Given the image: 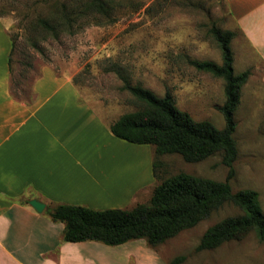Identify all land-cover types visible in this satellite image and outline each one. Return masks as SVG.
Wrapping results in <instances>:
<instances>
[{
    "label": "rangeland",
    "instance_id": "obj_1",
    "mask_svg": "<svg viewBox=\"0 0 264 264\" xmlns=\"http://www.w3.org/2000/svg\"><path fill=\"white\" fill-rule=\"evenodd\" d=\"M86 1L0 0V20L15 44L10 81L14 97L33 100L34 84L48 67L57 76L71 80L79 91V103L91 106L109 129L122 115L143 108L124 88L126 78L159 97L170 90L179 109L190 112L198 121L208 120L219 129L225 127L224 116L217 109L226 100L224 81L190 64L191 60L222 64V52L210 28L233 26L224 0H115L110 17L80 12L76 24L62 18L63 4L71 12ZM47 18L56 19L52 23L60 27L58 36L39 24L40 19ZM238 56L236 51V74L249 70L251 60L258 62L249 47ZM261 67L259 62L251 67L255 77L250 85L261 82ZM235 114L238 127L234 136L240 155L231 185L234 192L257 191L264 213V92L252 96L244 90ZM157 160L162 163L158 169L161 180L180 172L216 181H226L228 176L220 154L198 163H188L177 154ZM246 160V165L241 164ZM161 180L155 179L137 192L124 209L148 203ZM101 208L97 209H110ZM243 214L239 207L226 204L156 249L166 264L178 256H186L181 264H264V243L254 231L214 250H196L208 228Z\"/></svg>",
    "mask_w": 264,
    "mask_h": 264
},
{
    "label": "crops",
    "instance_id": "obj_2",
    "mask_svg": "<svg viewBox=\"0 0 264 264\" xmlns=\"http://www.w3.org/2000/svg\"><path fill=\"white\" fill-rule=\"evenodd\" d=\"M224 2L233 22L226 29L237 34L234 65L236 51L242 56L249 47L262 66L261 82L253 86L251 67L258 62H249L252 74L241 89V104L244 90L252 96L264 92V0ZM11 50L0 20V264H166L145 239L118 246L63 240L65 224L51 220L46 208L124 209L155 182L153 150L113 136L91 106L79 103L71 80L48 67L34 84L35 98L16 99ZM32 200L45 203L44 211L37 212ZM103 201L108 204L101 206Z\"/></svg>",
    "mask_w": 264,
    "mask_h": 264
},
{
    "label": "trees",
    "instance_id": "obj_3",
    "mask_svg": "<svg viewBox=\"0 0 264 264\" xmlns=\"http://www.w3.org/2000/svg\"><path fill=\"white\" fill-rule=\"evenodd\" d=\"M115 6V0H87L76 9L78 13L75 10L69 12L66 4H63L60 12L63 19L67 22L73 20L76 24L80 12L110 17ZM53 21L56 22V19L53 18ZM53 21L40 19L39 24L58 36L60 27L54 25ZM210 34L222 52V64L202 60H191L190 64L199 72L224 81L226 100L217 108L225 119L223 129L208 120L198 121L190 112L179 109L170 90L164 97H159L153 91L132 85L123 78L124 88L143 104V108L122 115L110 124L109 130L116 138L131 144L153 147V173L157 180H161L158 169L162 163L157 160L160 156L177 154L188 163H198L220 154L222 163L228 168L226 181L180 172L162 178L150 201L132 208L98 210L72 204L47 207L45 213L51 220L65 224V242L97 241L118 246L145 239L150 247L156 249L180 232L197 226L224 205L233 204L244 214L226 218L208 228L196 250L217 249L224 243L243 239L250 231H254L259 241L264 243V213L259 193L255 190L234 192L231 185L236 175L235 162L239 153L234 136L238 126L235 113L241 102V89L252 72L235 73L232 42L236 32L213 25ZM14 50L15 44L12 42L10 72ZM185 260L186 256H178L170 264H181Z\"/></svg>",
    "mask_w": 264,
    "mask_h": 264
},
{
    "label": "water",
    "instance_id": "obj_4",
    "mask_svg": "<svg viewBox=\"0 0 264 264\" xmlns=\"http://www.w3.org/2000/svg\"><path fill=\"white\" fill-rule=\"evenodd\" d=\"M30 204L39 213L43 212L46 207L45 203H42L41 201L38 200H32Z\"/></svg>",
    "mask_w": 264,
    "mask_h": 264
}]
</instances>
